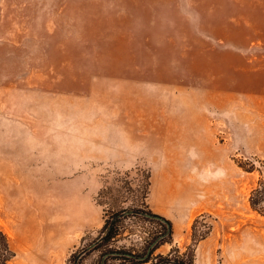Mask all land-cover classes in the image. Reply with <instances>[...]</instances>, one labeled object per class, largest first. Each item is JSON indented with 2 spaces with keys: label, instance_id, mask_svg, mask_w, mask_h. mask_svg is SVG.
<instances>
[{
  "label": "rangeland",
  "instance_id": "1",
  "mask_svg": "<svg viewBox=\"0 0 264 264\" xmlns=\"http://www.w3.org/2000/svg\"><path fill=\"white\" fill-rule=\"evenodd\" d=\"M148 173L160 253L264 264V0H0L10 264H68Z\"/></svg>",
  "mask_w": 264,
  "mask_h": 264
},
{
  "label": "trees",
  "instance_id": "2",
  "mask_svg": "<svg viewBox=\"0 0 264 264\" xmlns=\"http://www.w3.org/2000/svg\"><path fill=\"white\" fill-rule=\"evenodd\" d=\"M150 187L148 173L136 206L119 210L109 208L102 230L96 237L83 240L70 255L68 264H195L192 255L179 251L166 255L159 252L171 243L173 226L169 220L149 209ZM107 189L103 194H108ZM256 205L252 200L254 209ZM13 258L10 239L0 226V264H10Z\"/></svg>",
  "mask_w": 264,
  "mask_h": 264
}]
</instances>
